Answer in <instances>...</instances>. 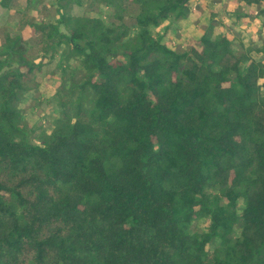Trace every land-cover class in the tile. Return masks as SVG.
<instances>
[{
	"label": "trees",
	"instance_id": "16d2710c",
	"mask_svg": "<svg viewBox=\"0 0 264 264\" xmlns=\"http://www.w3.org/2000/svg\"><path fill=\"white\" fill-rule=\"evenodd\" d=\"M16 1L49 7L0 0V264H264V34L232 31L264 0H207L180 49L192 0ZM53 61L73 77L37 143L21 102Z\"/></svg>",
	"mask_w": 264,
	"mask_h": 264
},
{
	"label": "rangeland",
	"instance_id": "374dc122",
	"mask_svg": "<svg viewBox=\"0 0 264 264\" xmlns=\"http://www.w3.org/2000/svg\"><path fill=\"white\" fill-rule=\"evenodd\" d=\"M50 7V3L56 2V0H45ZM216 10L219 13L218 17L226 16L229 14V10H235L238 7V0H218L217 1ZM25 1H16L14 10L19 12L18 19L22 20L26 18L23 16V13L27 11V15L31 16L32 19H40L44 15L48 16L53 14L54 9H49L43 6H39L36 4L34 7H30L29 9L25 10ZM207 0H192L191 6L193 10H195V14L193 19H196V15L200 16L199 23H191L186 25L183 28H178L177 32L170 31L167 35L168 43L175 46L176 48H182L185 42L189 41L190 39H194L202 34L204 23L207 22L209 17V11L207 6ZM244 10V7H242ZM50 12H48V10ZM75 13H82L83 8L75 7L73 10ZM253 15L255 14L252 13ZM46 16V17H47ZM230 22V20H228ZM168 24V23H166ZM7 30L10 32H14L22 36L23 41L30 40V30L28 26L22 25H15L11 24L9 27H6ZM62 32H67V30L61 26ZM236 34L239 35L240 39L244 41L248 45L250 39L257 40L260 37V34H264V25L261 24V20L257 17H249L245 18L241 21L236 28L232 30ZM187 40V41H186ZM30 45V43L28 44ZM45 60V59H44ZM13 67L18 65L17 57L16 59H11ZM73 66L75 62H73ZM44 71H42L41 75L43 76L42 83L38 86V89L35 90L34 88L29 91L31 94L28 98H24L21 102V108L23 109L24 114V122L29 126L31 129V137L34 142H41L42 135L49 133L52 125L54 123L55 118L59 114V110L57 109L55 102L57 101V92L58 89L61 88V83L66 81L70 83L72 76V70L68 69L66 72L62 70V68L57 67V61H53L48 66H44ZM44 74V75H43ZM80 74H76L74 78H78ZM204 221H200L197 223L198 226L204 227Z\"/></svg>",
	"mask_w": 264,
	"mask_h": 264
}]
</instances>
